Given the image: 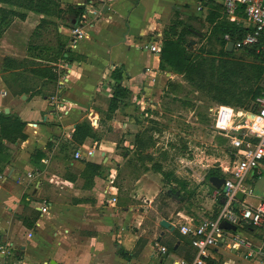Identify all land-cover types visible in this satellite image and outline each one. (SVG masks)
Returning a JSON list of instances; mask_svg holds the SVG:
<instances>
[{"label": "crops", "instance_id": "1", "mask_svg": "<svg viewBox=\"0 0 264 264\" xmlns=\"http://www.w3.org/2000/svg\"><path fill=\"white\" fill-rule=\"evenodd\" d=\"M61 1L85 6L77 25L85 34L74 47L72 27L59 26L76 58L57 64L61 76L55 97L13 95L2 70L6 56L26 57L29 31L44 16L30 11L25 20L13 21L0 41V111L8 108V113L19 115L28 135L26 140L10 144L13 159L0 172V242L13 243L11 254L0 255V264H178L187 258L185 250L177 247L188 238L179 234V226L196 218L186 208L177 210V198L172 214L159 207L158 197L164 189L161 173L147 161V169L140 171L144 156L134 142H146L142 136L146 117H151L149 109L157 103L155 93L170 74L159 69L160 54L143 46L162 44L164 28L175 14L203 12L205 22L211 0ZM116 69L123 72L120 83L129 92L109 117L114 92L111 75ZM86 120L98 137L65 142L73 139L77 125ZM110 135L129 137L125 147L131 149L120 152L118 140ZM89 150L94 154L88 155ZM88 162L101 168H90ZM263 169L264 163L250 179ZM120 174L129 182L123 193L117 183ZM110 175L116 177L117 190L109 195L116 194L115 203L104 194ZM252 189L253 196L264 199V191L257 192L254 185ZM214 195L216 199L204 204L210 218L222 207L223 198ZM118 196H123L120 202ZM45 201L48 208L44 212ZM35 217L33 227L24 224L23 218L32 222ZM162 219L170 221L174 229L163 227ZM232 232L256 243L263 238L259 228L245 224ZM169 244L176 249L169 250ZM159 246H166L167 251ZM18 249L21 257L15 258ZM122 249L130 257H123ZM245 259L243 249L229 250L220 243L210 248L207 261L243 264Z\"/></svg>", "mask_w": 264, "mask_h": 264}, {"label": "trees", "instance_id": "2", "mask_svg": "<svg viewBox=\"0 0 264 264\" xmlns=\"http://www.w3.org/2000/svg\"><path fill=\"white\" fill-rule=\"evenodd\" d=\"M210 6L205 23L213 27L215 39L219 45L218 50L214 52L206 50L205 34L201 29L187 22L180 28L182 24L180 20H174L167 24L163 31L159 69L161 71L174 70L180 73L190 85L196 90L206 92L216 104L253 109L257 98L264 94V51L257 44L228 51L226 34L230 36L231 41L237 43L253 31V28L243 20L244 18L238 21L229 19L222 4L217 0H211ZM222 10L224 14L220 15L219 11ZM30 11L44 17L40 18L35 27L33 42L28 43L29 54L23 59L6 56L2 68L5 73L3 77L15 96L30 93L49 99L57 94L58 81L61 76L57 64L60 60L67 61L76 58L68 45V38L59 31V25L62 22L70 27H76L81 23L85 6L63 5L61 0H0V37L9 23L15 18L25 20ZM242 15L239 13V16ZM74 20L76 24H73ZM194 37L197 40L196 48L193 50L190 49V41ZM240 50H244L255 60L247 62L236 58L234 55ZM111 76L114 92L109 101V117L118 107L120 100L129 92V89L120 83L123 76L121 69L113 71ZM25 125V121L19 115L0 111V172H3L13 159L10 144L27 139L28 135L24 132ZM90 136L97 138L98 132L93 129L90 121L86 120L77 125L73 139L65 142H83ZM138 143L142 146L139 147L142 151L141 148L145 147V142ZM37 154L43 155L39 152ZM88 166L101 168L91 162H88ZM260 175L261 173L254 174L253 179H257ZM212 176L224 177V174L222 172L212 173L210 178ZM182 186L185 185L182 184ZM173 193L175 189L171 186L166 192L168 200ZM219 201L221 202V198ZM179 209L180 205L177 210ZM217 214L218 211L213 218L217 217ZM37 217L32 222L23 218V222L28 227H33ZM178 232L183 235L180 230ZM186 237L188 238L183 240L184 245H178L177 250H185L186 260L191 262L195 256V249L191 238ZM174 245L169 244V250L176 249ZM119 253L126 258L131 255L123 249ZM14 257H21V249L16 251Z\"/></svg>", "mask_w": 264, "mask_h": 264}, {"label": "rangeland", "instance_id": "3", "mask_svg": "<svg viewBox=\"0 0 264 264\" xmlns=\"http://www.w3.org/2000/svg\"><path fill=\"white\" fill-rule=\"evenodd\" d=\"M219 13L220 15L224 14L223 10ZM204 15L203 12L199 15L175 14L170 22L180 20L182 23L180 28L187 22L201 29L205 34L204 44L206 50L214 52L218 50L219 45L215 39L213 27L202 21ZM15 20L21 19L15 18L13 21ZM13 21L8 24L4 32L7 31ZM63 24L60 23L61 26ZM35 27L29 31L28 43L34 40ZM1 38L2 36L0 41ZM196 40L197 38L194 37L190 41V49L194 50L196 48ZM28 43H25L26 57L29 54L27 50ZM235 54L236 58H241L247 62L255 60L253 56L247 55L244 50L237 51ZM165 73L170 74L166 76ZM163 74L167 81L164 87H160L161 91L158 90L155 93L157 103L152 109H149L151 117L150 115L146 117L148 124H146V132L142 134L146 140L145 147L141 148L142 151H140V148L137 149L144 156L140 171L147 169V161L152 164L151 168L155 172L159 171L161 173L164 189L158 197L159 207H163L172 214L177 208L178 201V198L176 199L174 195L179 192L180 194L177 196L181 198L179 201L182 202L180 208H186L198 220L210 218L211 215L205 213L207 207L204 205L213 199L214 187L210 182V175L222 172L221 164L227 162L231 156V143L229 139L215 131L213 119L209 115V107L215 105L216 102L206 92L196 90L180 73L170 70L163 72ZM236 109L240 116L251 110V108L243 107H236ZM110 136L118 140L120 152L125 153L126 150L131 149L125 147L129 137L125 138L124 135L123 138L120 135ZM135 144H138L136 147H142L138 142H134ZM117 183L122 193V188L128 187L129 184V182L126 183L121 179V174ZM249 183L252 187L255 186L257 192L264 191V169L261 171V176L255 180L249 179ZM182 184L185 186H182ZM171 186L175 189V193L168 200L166 192ZM181 189L182 191H180ZM122 197L118 196V202ZM186 198L189 200L184 202ZM259 200L251 195L245 198L248 204H258ZM215 203L213 202L212 205L214 206ZM198 212H203L204 215ZM243 264H252V262L245 259Z\"/></svg>", "mask_w": 264, "mask_h": 264}, {"label": "built area", "instance_id": "4", "mask_svg": "<svg viewBox=\"0 0 264 264\" xmlns=\"http://www.w3.org/2000/svg\"><path fill=\"white\" fill-rule=\"evenodd\" d=\"M225 13L231 20H243L253 28L242 40L234 42V49L246 46L259 45L264 51V0H219ZM242 13V16H239ZM73 36L72 44L75 47L79 37L85 34L82 27L70 29ZM229 42L230 36L225 35ZM146 50L160 54L162 44L143 46ZM64 81V79H62ZM209 115L213 119L215 131L229 139L232 147L229 160L221 164L225 182L221 188H216L215 196L222 197L221 210L215 218H202L196 221L188 218L179 226L183 235L189 236L195 249V256L191 262L182 259L178 264H208L210 248L218 244L224 245L229 250H244V257L252 264H264V199L258 204H248L245 198L253 196L252 185L249 183L252 172L254 173L264 163V94L257 98L255 107L247 114L240 116L236 107L226 104H215L209 107ZM97 122V120H96ZM94 154L93 150L88 155ZM80 152L76 153V157ZM32 176V174H29ZM115 176H109V185L104 189L105 196L110 202L117 201ZM117 190V189H116ZM239 191L244 193V198H238ZM48 208L45 201L41 210ZM226 220L233 224L255 226L262 231V241L256 243L253 239L237 232L225 230L220 226ZM159 245V244H158ZM162 252L167 251L166 246H159ZM13 243L0 242V255L12 253Z\"/></svg>", "mask_w": 264, "mask_h": 264}, {"label": "water", "instance_id": "5", "mask_svg": "<svg viewBox=\"0 0 264 264\" xmlns=\"http://www.w3.org/2000/svg\"><path fill=\"white\" fill-rule=\"evenodd\" d=\"M108 9V6L105 7L104 12H106ZM73 24H76V20L73 21ZM192 43H194V41H192ZM227 50L228 51H233L234 50V42L233 41H229L227 44ZM189 58L191 57V54H188ZM23 97L25 98L26 95H23ZM6 113L9 112V109L6 108L5 110ZM210 182L212 183V185L216 188H221L223 183L225 182V178L224 177H219V176H212L210 178ZM179 192H176L174 197L181 199L180 197H178L177 195H179ZM238 198L243 199L244 198V193L242 191H239L237 194ZM222 203H224V200H222ZM160 224L167 228V229H174V225L168 221L167 219H162ZM220 226L225 229V230H232V231H236L238 229V225L237 224H233L231 222H228L226 220L221 221ZM0 240H1V235H0Z\"/></svg>", "mask_w": 264, "mask_h": 264}]
</instances>
